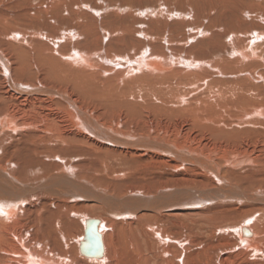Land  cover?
Returning a JSON list of instances; mask_svg holds the SVG:
<instances>
[{
    "label": "bare ground",
    "instance_id": "bare-ground-1",
    "mask_svg": "<svg viewBox=\"0 0 264 264\" xmlns=\"http://www.w3.org/2000/svg\"><path fill=\"white\" fill-rule=\"evenodd\" d=\"M0 264H264V0H0Z\"/></svg>",
    "mask_w": 264,
    "mask_h": 264
},
{
    "label": "water",
    "instance_id": "water-1",
    "mask_svg": "<svg viewBox=\"0 0 264 264\" xmlns=\"http://www.w3.org/2000/svg\"><path fill=\"white\" fill-rule=\"evenodd\" d=\"M86 229H88V227H86ZM88 230L89 231H86V233H85L86 234L85 237H86V241H87V243L85 245V250H84L85 254L88 255L87 253L94 251V252H97L96 253V255H97L101 251L100 238L94 230H92L91 228ZM89 255H91V254H89Z\"/></svg>",
    "mask_w": 264,
    "mask_h": 264
}]
</instances>
